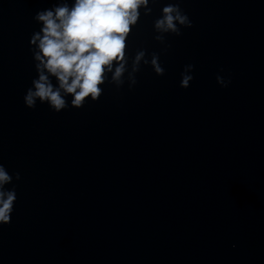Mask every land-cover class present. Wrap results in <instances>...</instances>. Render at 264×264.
<instances>
[{
    "label": "clouds",
    "instance_id": "clouds-1",
    "mask_svg": "<svg viewBox=\"0 0 264 264\" xmlns=\"http://www.w3.org/2000/svg\"><path fill=\"white\" fill-rule=\"evenodd\" d=\"M149 3L150 0H75L71 7L62 3L54 9L38 11L34 19L43 26L31 37V44L37 45L33 55L38 78L33 79V86L24 95L26 107L34 109L39 100L47 102L59 113L68 106L65 96L71 95V105L82 108L87 98L97 101L101 97L102 86L106 83L122 87L125 73L129 76V88L134 86L141 62L150 64L158 76L164 75L160 54L153 52L150 60L145 59L146 49L135 53L131 71L128 69L127 40L139 22L141 7L144 15H151ZM180 3L182 0H170L162 8V15L153 22L157 33L153 39L164 45L165 53L171 47L167 42L168 35L181 36L182 28L193 26ZM193 69L192 64L184 66L181 88L190 87ZM50 77L58 81V86ZM216 80L221 87L231 83L230 79L220 75ZM13 178L20 180V173L13 177L0 162V225L11 222L17 193L15 188L6 190L5 185L12 183Z\"/></svg>",
    "mask_w": 264,
    "mask_h": 264
}]
</instances>
